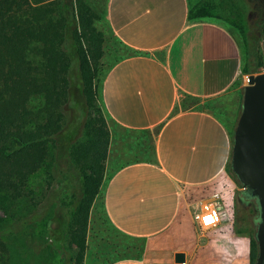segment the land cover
Wrapping results in <instances>:
<instances>
[{"label":"crops","instance_id":"0c3cea01","mask_svg":"<svg viewBox=\"0 0 264 264\" xmlns=\"http://www.w3.org/2000/svg\"><path fill=\"white\" fill-rule=\"evenodd\" d=\"M104 2L96 23L106 35L102 63L112 56L96 96L109 144L86 245L99 206L124 242L103 264H175L176 251L185 253L179 264H192L183 231L198 226L194 215L217 204L214 190L224 194L230 183L231 134L247 83L243 45L225 23L191 17V0ZM135 240L140 251L132 256Z\"/></svg>","mask_w":264,"mask_h":264},{"label":"trees","instance_id":"16d2710c","mask_svg":"<svg viewBox=\"0 0 264 264\" xmlns=\"http://www.w3.org/2000/svg\"><path fill=\"white\" fill-rule=\"evenodd\" d=\"M96 3L0 0V207L11 206L7 218L0 216V264H8L12 256L9 241L15 231L29 226L46 233L62 264H83L90 209L103 180L109 144L96 96L106 53ZM228 4L232 8L227 6L225 17L233 16L245 53L242 70L259 72L264 0H198L191 3V17L204 18ZM232 137L233 131L231 143ZM42 170L56 177L59 187L42 204H34L31 180ZM240 194L246 201L255 198L248 191Z\"/></svg>","mask_w":264,"mask_h":264},{"label":"rangeland","instance_id":"374dc122","mask_svg":"<svg viewBox=\"0 0 264 264\" xmlns=\"http://www.w3.org/2000/svg\"><path fill=\"white\" fill-rule=\"evenodd\" d=\"M95 1L97 2L96 10L101 12L103 17L105 2L104 0ZM196 1L198 0H191L192 3H195ZM230 1L231 0H228V3H230ZM227 6L232 8L231 4L225 5L223 10L220 6V8L211 12V15L206 16V18L220 21L230 26L238 40L241 42L242 40L238 33V29L232 25L231 22V18L233 16L230 15V18L225 17L227 15V11L224 10H228ZM97 24L98 26H101L102 21L99 20ZM260 52L262 54V49ZM110 56L112 55L107 56L104 63L101 64L97 74L98 79L103 73V65L107 64L111 59ZM262 62L263 64L258 68L259 71H264V54L262 56ZM240 108L241 106H239V112ZM75 116L76 121H78L80 118V112L75 113L74 117ZM73 128L74 127L71 126V131L74 130ZM226 172L229 177V187L226 191H224V194L220 191L217 193L216 188L214 190V199L218 201V204L226 206L228 219L221 225H217L215 227L201 228L194 226L193 231L190 233L183 231L185 236L187 235L189 237L190 235L191 243L190 246L187 247V250L189 252L191 251L195 256L192 264L211 260L224 261L228 264H254V258L252 256L254 252L252 251L253 248L251 246L250 234L252 233V230L255 231L256 221L254 222V219L257 220V210L254 208L255 203L253 200L250 202L246 200L239 201L241 199L240 192L242 191V187L239 185L237 179L233 176L228 167L226 168ZM58 187L59 182L56 177L52 178L47 172H44L43 170L40 171L36 176H33L31 180L30 188L33 191L30 195L31 202H34V204L38 202L42 204L41 201L43 198L48 196L52 190H55ZM16 205L17 204H15V206ZM201 206L202 205L199 207ZM10 209V205L6 208L0 207V216L7 218ZM96 209L97 210H95V214H93L92 220L90 221L91 232L88 239L91 247L88 248L86 245L83 264H103L102 262L104 260H109L110 257L114 256V247L112 245L124 243L120 238L116 241L114 233L111 232L107 223L103 220V217L100 216V211H98L99 206L96 207ZM33 213L34 212L28 213V217H30ZM182 229L186 230L188 228L183 226ZM15 233L14 240L9 241V243L13 246V253L11 258L8 260V264H62V258L49 244L46 233L41 230H37V226H29L22 232L15 231ZM173 235L174 233L172 232V236ZM86 240L87 236L85 243ZM139 243V240H135L133 248H127V253L132 254V256H137L140 251ZM68 254L74 255L71 251Z\"/></svg>","mask_w":264,"mask_h":264},{"label":"water","instance_id":"95a60500","mask_svg":"<svg viewBox=\"0 0 264 264\" xmlns=\"http://www.w3.org/2000/svg\"><path fill=\"white\" fill-rule=\"evenodd\" d=\"M246 79L229 162L242 190L255 197L257 256L254 264H264V71L249 73ZM174 261L184 263L185 253L176 251Z\"/></svg>","mask_w":264,"mask_h":264},{"label":"built area","instance_id":"2783aa9c","mask_svg":"<svg viewBox=\"0 0 264 264\" xmlns=\"http://www.w3.org/2000/svg\"><path fill=\"white\" fill-rule=\"evenodd\" d=\"M218 205V203H206L202 206L201 210L194 215L199 227H215L228 219V213L226 212L227 210H220Z\"/></svg>","mask_w":264,"mask_h":264},{"label":"flooded vegetation","instance_id":"af4514ba","mask_svg":"<svg viewBox=\"0 0 264 264\" xmlns=\"http://www.w3.org/2000/svg\"><path fill=\"white\" fill-rule=\"evenodd\" d=\"M246 192H247L246 190H242V191H241V193H242L243 195H247ZM251 197H253V196H251ZM241 200H243V199H240L239 201H241ZM251 200L254 201V203H255V204H254V208L257 210V204H256V200H255V198L250 199V201H251ZM250 201H248V202H250ZM256 217H257V215H256ZM255 221H256V219H254V222H255Z\"/></svg>","mask_w":264,"mask_h":264}]
</instances>
